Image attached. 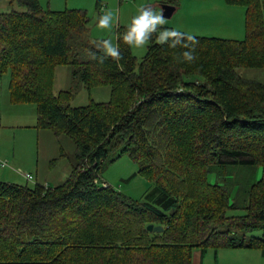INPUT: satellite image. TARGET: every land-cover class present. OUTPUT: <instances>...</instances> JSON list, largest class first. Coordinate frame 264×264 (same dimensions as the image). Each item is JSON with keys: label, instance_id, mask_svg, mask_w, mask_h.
Wrapping results in <instances>:
<instances>
[{"label": "trees", "instance_id": "obj_1", "mask_svg": "<svg viewBox=\"0 0 264 264\" xmlns=\"http://www.w3.org/2000/svg\"><path fill=\"white\" fill-rule=\"evenodd\" d=\"M7 1L22 7L0 14V72H10V99L35 104L37 129L68 135L76 163L56 186L0 181V264H179L180 239L199 225L197 202L204 196L217 205L218 195L224 208L242 213L225 217L230 228L210 242L186 244L184 264L194 249L202 256L207 248L264 251V82L238 73L264 69V0H225L245 9L244 39L192 35V62L179 56L188 49L156 43L158 33L138 62L120 29V58L105 57L102 41L86 37L85 11ZM57 65L71 66L72 78L88 88L110 85L113 97L71 106L70 90L52 92ZM123 154L153 184L143 198L101 181L104 164ZM238 165L259 167L261 176L230 202L227 183L211 185L209 175ZM194 169L200 175L191 181ZM187 181L203 195L188 193ZM256 230L263 236L250 235Z\"/></svg>", "mask_w": 264, "mask_h": 264}, {"label": "rangeland", "instance_id": "obj_2", "mask_svg": "<svg viewBox=\"0 0 264 264\" xmlns=\"http://www.w3.org/2000/svg\"><path fill=\"white\" fill-rule=\"evenodd\" d=\"M165 1L169 3H164ZM39 2L44 9L53 11H85L88 17L86 37L91 44H96L104 39H110L117 45V38L120 32L118 30L126 31L127 24L133 15L138 14L139 7L149 6L153 10L160 11L163 4H173L176 6V10L170 18H165L167 23L158 26V28L175 29L200 37L221 39H244L245 37L244 7L238 5L228 7L225 0H39ZM11 8L22 10V7L15 3L10 5L7 0H0V14H5ZM107 10L114 12L113 26L111 29H99L97 28L98 20ZM147 47L148 44L142 50L130 48L132 55L138 62L146 55ZM71 54L74 55V53ZM77 57H79L81 62L89 59L88 54L82 49L78 52ZM71 72V66L57 65L54 68L52 77V92L54 95L64 90H70L73 93L69 100L71 106H83L89 104L91 101L108 102L113 97L110 85L102 83L88 88L83 83L73 79ZM3 73L6 76L10 75L9 70ZM238 73L244 78L264 82V69L241 68L238 69ZM12 108H32L34 110V125L36 124L35 104L17 105V107ZM41 132L35 126L34 128L0 129V139L7 138L11 144V148H17L19 139H24L23 141L21 140L24 144L22 149L24 154L22 158L18 159L19 164L12 162L8 158L0 159L6 162L5 170L20 174L17 175L18 182L15 183L33 187L37 181L35 178L36 167L40 169L37 176L40 178V181L43 182L41 178L45 179L51 186L60 185L69 177L72 167L76 163V145L74 141L65 134L55 135L50 133L51 131L41 134ZM26 141H29L30 149L27 147ZM178 147L174 148L171 154L177 153ZM180 154L181 152L179 151V157ZM138 170V166L134 160L128 154H123L119 158L113 161L110 160L104 164L101 181L108 183L116 190L132 198H143L153 184L147 178L139 175L137 173ZM24 173H29L31 179L27 180L23 175ZM199 175L200 172L194 169L191 172V177L193 178L191 181H194ZM260 176L261 169L259 167L238 165L219 170L218 176L213 172L209 175V179L211 185H214L216 182H221V185L227 183L232 193L230 202H233L240 195L245 196L248 186L251 182L260 178ZM191 181H187V184H185L188 193L191 195L198 193L202 196L201 186L194 185ZM192 198L195 199L194 197ZM212 200L213 208L210 205ZM212 200H207L202 196L197 202L196 211L199 225L195 232L191 230L189 235L181 239L179 235H173L172 238L176 240L180 239L183 242L178 248L184 256L179 264L186 262L184 255L186 244L195 243L202 245L203 243L210 242V238L214 237V234L220 235L221 231H226L230 228L225 217L236 216L242 213L241 209L224 208L225 206L223 207L222 202L219 201V195L217 197V205H214L216 199ZM214 215H219L220 219L216 221L213 218ZM250 235L263 236V232L256 230ZM196 250L198 249H194L191 254V260L194 262L196 259V253L194 252ZM192 261L191 264H193ZM201 261L202 264H264V251L248 247H220L217 250L207 248L201 257Z\"/></svg>", "mask_w": 264, "mask_h": 264}, {"label": "clouds", "instance_id": "obj_3", "mask_svg": "<svg viewBox=\"0 0 264 264\" xmlns=\"http://www.w3.org/2000/svg\"><path fill=\"white\" fill-rule=\"evenodd\" d=\"M113 22L114 12L107 10L100 16L97 28L111 29ZM166 23L167 20L163 17L162 10L156 11L149 6H141L138 8V14L133 15L127 24L126 31L121 37L122 41L133 50H142L149 43L152 34L158 33L156 43L163 45L170 40V48L175 49L179 45L184 49H188L179 55L182 61H194L196 59L194 56V46L197 43L195 37L175 29L158 28V26L165 25ZM98 47L101 48L105 57L120 58L119 47L112 40L104 39ZM177 62H180V60H177Z\"/></svg>", "mask_w": 264, "mask_h": 264}, {"label": "crops", "instance_id": "obj_4", "mask_svg": "<svg viewBox=\"0 0 264 264\" xmlns=\"http://www.w3.org/2000/svg\"><path fill=\"white\" fill-rule=\"evenodd\" d=\"M237 6V5H229L228 7ZM175 12V11H174ZM245 19V18H244ZM9 82H10V75L6 76L3 72H0V129H8V128H34V110L32 108H12L17 107V105H27L22 103H13L10 99V91H9ZM30 115V116H29ZM36 128V127H35ZM42 133H49L48 130H41ZM53 133V132H50ZM39 134V135H41ZM54 134V133H53ZM49 135V134H47ZM23 138L19 139V142L16 147L11 148V144L9 143L8 139H0V159L1 158H8L14 163L19 164V158L23 157V146L24 144L22 141ZM27 147H29V141H26ZM11 148V149H9ZM28 149V150H29ZM50 167H53L49 165ZM2 167V168H1ZM5 166L1 165L0 160V181L9 182V183H15L18 182L17 175L18 172H9L5 170ZM2 169V170H1ZM40 171L39 167H36L35 171V178L36 183L35 184H42L51 186L45 179L40 181V178L38 176V172ZM25 176V173L23 174ZM62 184V183H61ZM196 259L195 262L192 261L193 264H202L201 261V251L196 250Z\"/></svg>", "mask_w": 264, "mask_h": 264}, {"label": "water", "instance_id": "obj_5", "mask_svg": "<svg viewBox=\"0 0 264 264\" xmlns=\"http://www.w3.org/2000/svg\"><path fill=\"white\" fill-rule=\"evenodd\" d=\"M176 10V6L171 4H163L162 5V15L164 18H170L171 15ZM147 229L149 231H155V232H161L163 230V227L160 225H154V224H148Z\"/></svg>", "mask_w": 264, "mask_h": 264}, {"label": "built area", "instance_id": "obj_6", "mask_svg": "<svg viewBox=\"0 0 264 264\" xmlns=\"http://www.w3.org/2000/svg\"><path fill=\"white\" fill-rule=\"evenodd\" d=\"M1 165H2V166H5V165H6V162L1 161ZM25 177H26L27 180H28V179H31V175H30L29 173H25Z\"/></svg>", "mask_w": 264, "mask_h": 264}]
</instances>
